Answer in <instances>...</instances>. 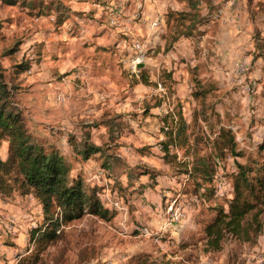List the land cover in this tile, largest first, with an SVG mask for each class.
<instances>
[{
  "label": "rangeland",
  "instance_id": "1",
  "mask_svg": "<svg viewBox=\"0 0 264 264\" xmlns=\"http://www.w3.org/2000/svg\"><path fill=\"white\" fill-rule=\"evenodd\" d=\"M121 1L124 15L126 5H132L133 13L141 4L134 23H146L145 29L132 28V38L145 46L143 67L135 72L123 64L135 51L129 37L119 31L96 36L97 28L85 33L80 28L83 19L93 20L92 4L109 10L108 22ZM3 2L0 66L5 80L15 87L14 101L38 143L57 147L63 140L68 144L69 138L63 139L56 118L63 114L56 99L62 94L48 95L46 87L68 85L74 101L89 102L100 85L105 92L113 91L114 105L125 108L99 115L89 123L92 134L79 135L101 146V154L82 162L72 149L63 150L73 174H81L96 188L105 185L100 196L106 208L119 197L125 211L110 209L114 216L108 220L86 215L64 224L60 240L39 253L37 264H259L264 256V213L262 230L253 241L228 237L217 252H205L204 226L219 209H227L229 187L215 196L212 183L202 184L200 174L189 172L192 164L206 161L210 173L222 172L228 184L238 166L249 170L250 178L264 175V0H15L13 6ZM156 16L160 31L148 27ZM94 47L103 49L101 54ZM21 63L29 67L16 74ZM238 65L246 68L244 75L236 73ZM179 114L187 125L188 141L184 147H172L165 159L160 142L166 140L164 132L177 125ZM6 152L3 143L2 159ZM99 166L110 179H91ZM144 167L150 174L140 177ZM144 190L146 197L141 196ZM199 194L205 202H196ZM173 198L183 207L184 217L173 222L165 214L164 228L157 208L166 213V201ZM144 205L149 213L141 211ZM42 224L41 205L32 195L14 192L0 197V264L32 258L38 247L31 233ZM136 226L159 231L160 237L138 235Z\"/></svg>",
  "mask_w": 264,
  "mask_h": 264
},
{
  "label": "trees",
  "instance_id": "2",
  "mask_svg": "<svg viewBox=\"0 0 264 264\" xmlns=\"http://www.w3.org/2000/svg\"><path fill=\"white\" fill-rule=\"evenodd\" d=\"M2 1L10 6L16 3L15 0ZM28 67V63L17 65L16 74L26 71ZM14 90L15 87H11L5 80L0 66V148L3 143L7 144L6 157L2 159L0 156V197L5 199L17 192L20 195H32L39 201L43 224L31 233V238L38 249L32 258L17 263L37 264L40 261L39 253L48 245L60 240L61 227L64 224L86 215L108 220L114 214L103 205L100 196L105 190V185H102L101 189L96 188L94 182L85 180L81 174L77 172L73 174L70 163L58 148L45 147L31 136L25 124L23 110L14 101ZM168 117L167 114L162 121L166 123ZM85 134L89 133L83 132L82 135ZM164 135L166 140L160 142V149L163 158L166 159L172 147H184L188 141L187 125L180 114L177 125L168 128ZM75 138L78 139L70 135L67 141L73 156L82 162L89 161L92 155L102 153L101 146L81 140V137L78 140L81 141L76 142ZM227 142V147L232 149V141L228 139ZM99 167L104 177L110 179L108 171L103 166ZM209 167L206 161L198 162L197 165H191L189 173L200 174L202 184L212 183L211 192L217 196L213 182L215 173L212 175ZM144 170L140 177L149 176V168L144 167ZM248 171L243 166H238V171L234 172L230 181V192L225 195L227 209H219L214 218L204 226L205 252H217L228 237L239 242H250L261 232L264 175L250 178ZM202 184L198 186L196 193L203 187ZM228 193L230 197H227ZM204 194L205 192H201L202 196ZM198 196L196 202H205L200 194Z\"/></svg>",
  "mask_w": 264,
  "mask_h": 264
},
{
  "label": "crops",
  "instance_id": "3",
  "mask_svg": "<svg viewBox=\"0 0 264 264\" xmlns=\"http://www.w3.org/2000/svg\"><path fill=\"white\" fill-rule=\"evenodd\" d=\"M95 6H97V5H95V4L91 5V7H93L92 8L93 17L89 15V18L93 19V20L89 21L87 23V21H86L87 18L83 19L85 21V23L82 24V26L80 28H82L84 33L87 32L88 29L97 28V32L95 33L96 36H99L100 34H102L101 36H106L109 33H110V35L113 36L117 30L113 31L111 28H109V26L107 24L106 18H108L109 10L103 11L101 7H99L100 9L99 8L96 9ZM74 10H73V12H74ZM157 10L160 11L159 8ZM124 11H125V15L127 14V16H131L132 11H133L132 5L131 4L126 5L124 8ZM156 18H158V16H156ZM103 22L106 24V28H105ZM65 24H66V22L63 23V25H65ZM136 26H137V28L142 27L145 29L146 23L140 21L139 24H135V23L132 24V28H134ZM135 30H137V29L135 28ZM146 36H147V34H146ZM147 37L149 38V36H147ZM113 43L114 42H111V44H113ZM102 50L103 49H97V47L93 48V51H96V54H98V55L101 54ZM98 84H102V83L98 82ZM49 87H50L49 89H48V87H46V91L49 92V93H47L48 95H52L54 92L59 91L60 94L66 96L65 102L62 103L63 114L56 117V118L60 119L59 121H60V127L61 128L59 130H61V129L63 130V132H61L63 139H67L66 137L68 135L69 136L73 135L75 137H78V139H79L80 138L79 135H82L84 131H88V133L92 134V132L94 131V128L89 126V123L91 124L92 121L94 119H97L99 115H101L103 113L108 114V112H114V111L115 112H121V111L123 112L125 110L124 105L123 106L120 104H118L117 106L114 105V103L117 102V100H116L114 94L112 93L113 91L112 92H108V91L105 92L104 90L106 89V87L102 88V87H100V85L95 87V89L97 88L94 91L96 94L94 96V99L92 101H89V102L74 101L75 96L73 95V98H72L71 89L68 85L64 86V84H57L56 86H52V87L49 86ZM107 89H108V86H107ZM37 90L39 91L38 88H37ZM98 91H99V93H98ZM46 104H47V102H46ZM30 108L34 109L35 107L33 105H31ZM47 114H49V113L46 112V116H47ZM52 118L53 117H50L49 119H52ZM46 119H47V117H46ZM89 127H91L90 130H89ZM56 148H58L61 151L62 155H64V156H65V154H64L65 152H68L69 150H71V146L69 145V143L66 144L65 140L62 141L61 146H57ZM71 154L74 155L73 153H71ZM145 163H148V162H145ZM80 167H82V166H80ZM156 183L158 184V182H156ZM156 187L157 186L154 185V188H156ZM146 192L147 191L144 190V192L142 193L141 196L146 197V195H149ZM154 199H157L156 195L154 196ZM159 208L160 207L157 208V212H159V214L163 215L164 219L162 220V223H161V225H163V223L165 224L164 221H166V219H165L166 213H164L162 210L158 211ZM165 208H166V206L164 207V210H165ZM140 209H141V211L143 210L144 212H148V213L150 211V209L145 205L141 206Z\"/></svg>",
  "mask_w": 264,
  "mask_h": 264
},
{
  "label": "built area",
  "instance_id": "4",
  "mask_svg": "<svg viewBox=\"0 0 264 264\" xmlns=\"http://www.w3.org/2000/svg\"><path fill=\"white\" fill-rule=\"evenodd\" d=\"M140 10H141V4H138L136 5L135 12H133L131 16L124 15L123 1H121V3L118 2V4L115 7V11L110 14L109 20L107 22L109 27L115 28L117 31L121 32L122 35L129 37L132 40V46L135 49L134 55L133 57L130 56L123 61V64H125L126 67L131 72H135L136 70H138L140 68V65H143L145 61V52L143 50L145 47L144 43L139 42L138 40L132 38V32H133L132 24L135 22V19L140 18L139 16ZM51 19L53 20V17ZM160 21L161 20L159 18H156L149 22L148 27L153 31H160ZM245 71L246 68L243 65H238L236 67L237 74L244 75ZM28 73H30V71H28ZM158 88L161 89V86L158 85ZM56 99L58 102L64 103L66 100V96L58 95ZM99 178L100 179L104 178V173L101 169H97L94 177L92 176L91 179L97 181ZM213 182L217 194H221L226 186L229 187L227 192H230L231 184L227 183V179L223 176L222 172L221 173H219L218 171L215 172ZM230 196H231L230 193H228L227 197ZM165 206H166L165 212L166 214H169V216L171 217V221L178 222L181 218L184 217L183 207L180 204H178L176 198H173V200L171 199V201L167 200ZM107 208L116 210L118 212L125 211L124 206L120 201L119 197H113V199L110 200L109 206H107ZM166 225L167 224L164 225V228L166 227ZM134 232L144 237H152L155 240H158V238L160 237L159 231H152L145 226H136L134 228ZM258 263L264 264V256L259 257Z\"/></svg>",
  "mask_w": 264,
  "mask_h": 264
},
{
  "label": "water",
  "instance_id": "5",
  "mask_svg": "<svg viewBox=\"0 0 264 264\" xmlns=\"http://www.w3.org/2000/svg\"><path fill=\"white\" fill-rule=\"evenodd\" d=\"M140 67H143V65H140Z\"/></svg>",
  "mask_w": 264,
  "mask_h": 264
}]
</instances>
